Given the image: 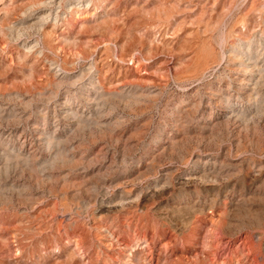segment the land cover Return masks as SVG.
<instances>
[{
    "label": "rangeland",
    "instance_id": "1",
    "mask_svg": "<svg viewBox=\"0 0 264 264\" xmlns=\"http://www.w3.org/2000/svg\"><path fill=\"white\" fill-rule=\"evenodd\" d=\"M0 264H264V0H0Z\"/></svg>",
    "mask_w": 264,
    "mask_h": 264
}]
</instances>
